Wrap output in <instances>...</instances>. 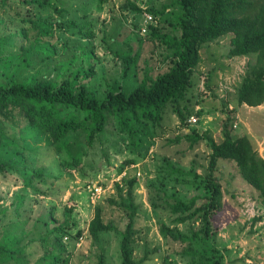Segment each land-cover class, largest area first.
<instances>
[{"label": "rangeland", "instance_id": "1", "mask_svg": "<svg viewBox=\"0 0 264 264\" xmlns=\"http://www.w3.org/2000/svg\"><path fill=\"white\" fill-rule=\"evenodd\" d=\"M127 2L141 12L125 8ZM53 8L62 13L57 14ZM151 10L162 15L154 16ZM16 12L24 19L65 26L59 29L56 38L49 40L54 54L32 50L28 67L22 66L17 48L32 41L34 33H29L26 42L18 38L11 43L0 57V81L10 78L22 81L33 75L41 80H58L62 70L87 62L95 72L89 86L100 100L110 91H131L145 71H150L153 78L166 71V52L150 35L153 27L160 33H170L169 23L181 13L176 0H70L37 8L29 17L26 8L13 3L7 9L0 8L1 37L26 24L17 18ZM146 15L154 20L146 23ZM230 38V34L224 35L202 47L201 61L194 70L193 85L186 97V103L196 112L193 116L197 123L190 125L188 120L187 123L191 130L220 142L223 125L230 118L232 135L248 136L264 159V104L250 108L236 103V89L255 56L227 59ZM139 41V61L124 76L122 63L115 54H132ZM25 124L26 119L18 110L0 117V161L15 167L16 172L0 173V245L7 253L0 255V264H97L98 249L87 232L94 206L107 205L106 199L117 198L116 185L120 184L124 192L125 181L130 178L136 179L134 198L139 206L134 258L139 260L145 252L156 251L144 264H184L178 255L184 245L162 238L158 231L160 221L171 225L170 218L162 210L153 211L150 201L156 200L155 189H160L161 169L166 161L185 170L193 167L198 175H204L209 149L205 142L193 148L184 140L179 144L169 142L184 133L172 107L167 109L161 123L147 124L139 150H133L128 138L112 131L111 126L102 145L96 143L86 149L79 143L75 150L84 154L81 170L63 166V161L69 159L66 152H56L47 137L23 138ZM218 161L215 174L222 185L223 212L214 223L217 235L210 244L219 249L223 264H264V220L254 222L264 214L258 193L242 180L233 163ZM33 169L42 170L44 179L34 178L31 186H25L20 176H30ZM163 188L184 200L203 194L201 187L174 180L165 182ZM110 217L120 222L115 209L105 213V220ZM64 225L69 228L62 232L55 230ZM176 227L186 232L190 226ZM78 231L82 232L79 240H72ZM119 240L116 233L101 235L106 264H120ZM200 246V242L193 244L194 248ZM52 251H62L61 262H50Z\"/></svg>", "mask_w": 264, "mask_h": 264}, {"label": "trees", "instance_id": "2", "mask_svg": "<svg viewBox=\"0 0 264 264\" xmlns=\"http://www.w3.org/2000/svg\"><path fill=\"white\" fill-rule=\"evenodd\" d=\"M56 1L70 0H0V8L7 9L15 3L21 9L26 8V15L31 17L35 9L50 7ZM176 4L181 13L169 23L171 32L160 33L153 27L150 35V39L157 41L166 52L165 72L153 78L150 71H145L139 84L131 91H110L102 100L89 86L95 72L94 67L87 62L67 71L62 70L58 80H41L34 75L22 81L10 78L0 81V117L18 110L26 119L22 129L23 138L47 137L56 152H66L69 159L63 161V166L81 170L84 154L75 150L79 143H83L86 149L93 148L96 143L102 145L111 126L112 131L128 138L133 150H139L143 147L142 136L147 124L161 123L167 109L172 107L184 133L182 137L169 142L179 144L184 140L190 148L205 142L209 149L207 172L198 175L193 167L185 170L166 161L161 169L163 176L159 182L160 189H155L156 200L150 201V207L153 211L166 212L170 218L171 225L160 221L158 231L162 238L184 245L183 251L178 253L184 264H223L219 249L213 243L210 244L217 235L214 223L223 212L222 185L215 174L218 160L224 159L235 165L242 180L258 193L260 205L264 209V159L254 149L248 136L232 135L230 118L223 125V139L220 142L206 133L191 130L187 120L196 112L186 103V97L193 85V73L201 61L200 51L204 44L230 34L227 59L255 56L254 63L248 64L236 89L237 106L256 108L264 104V0H176ZM124 7L141 12L130 2L125 3ZM53 10L57 14L62 13L55 8ZM149 12L154 16L162 15V12L154 10ZM16 14L26 24L10 35L0 36V57L18 38L23 42L28 41L29 33H34L33 40L17 48L22 66H29L32 50L46 55L54 54L49 40L56 38L59 29L65 25L34 18L24 19L20 17L21 13ZM70 26H74L73 23ZM140 44L141 41L132 54H115L122 63L124 76L137 65ZM14 170L15 167L0 161V173ZM43 175L42 170L33 169L30 176L21 174L20 177L29 187L34 178L44 179ZM169 180L201 187L203 194L187 200L175 193L169 194L163 188ZM135 185L136 179L130 178L125 181L123 192L122 186L117 184V198L106 199L107 205L98 203L94 206L87 232L98 249L97 264H106L101 243V235L105 233H116L120 237V264H144L156 252H145L139 260L134 258L139 210L134 198ZM114 209L120 214V222L112 217L104 219L107 210ZM261 220H264V214L261 218H255L254 222ZM186 224L190 226L186 232L176 227ZM67 228L69 226L64 225L55 230L62 232ZM81 233L78 231L71 237L72 240H79ZM198 242L201 246L194 248L193 244ZM2 254L7 253L0 245ZM61 254L62 251H52L50 262L62 260Z\"/></svg>", "mask_w": 264, "mask_h": 264}, {"label": "built area", "instance_id": "3", "mask_svg": "<svg viewBox=\"0 0 264 264\" xmlns=\"http://www.w3.org/2000/svg\"><path fill=\"white\" fill-rule=\"evenodd\" d=\"M154 19H153V17L151 16V15H146V23H151L152 21H153ZM188 123L190 124V125H194V124H196L197 123V118L195 117V116H191V117H189V119H188ZM95 191L97 192V189H95Z\"/></svg>", "mask_w": 264, "mask_h": 264}]
</instances>
